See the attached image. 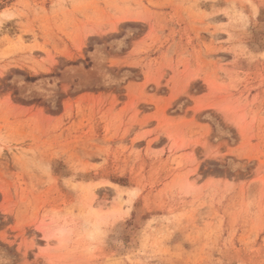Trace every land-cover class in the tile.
Returning <instances> with one entry per match:
<instances>
[{"label":"rangeland","instance_id":"374dc122","mask_svg":"<svg viewBox=\"0 0 264 264\" xmlns=\"http://www.w3.org/2000/svg\"><path fill=\"white\" fill-rule=\"evenodd\" d=\"M0 264H264V0H0Z\"/></svg>","mask_w":264,"mask_h":264}]
</instances>
